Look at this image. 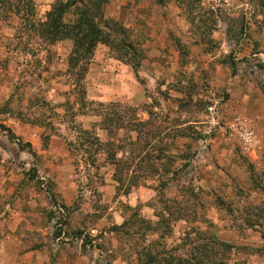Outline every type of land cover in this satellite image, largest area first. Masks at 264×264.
<instances>
[{
	"label": "rangeland",
	"instance_id": "rangeland-1",
	"mask_svg": "<svg viewBox=\"0 0 264 264\" xmlns=\"http://www.w3.org/2000/svg\"><path fill=\"white\" fill-rule=\"evenodd\" d=\"M103 8L135 48L80 78L71 38L0 16V264H264V0Z\"/></svg>",
	"mask_w": 264,
	"mask_h": 264
},
{
	"label": "trees",
	"instance_id": "trees-1",
	"mask_svg": "<svg viewBox=\"0 0 264 264\" xmlns=\"http://www.w3.org/2000/svg\"><path fill=\"white\" fill-rule=\"evenodd\" d=\"M0 1L5 4L4 6L0 5V16L2 15L4 18H8L10 15L15 14L21 20H30L32 28H36L40 33L43 32V34L49 32L50 37L48 38L51 39V42L71 38L74 41V48L69 57V62L75 66L78 78L87 70V65L91 60V57H87L81 53L82 50L92 53L99 42L109 43L115 49L123 50V52L125 50L126 55H128V48H135L132 40L125 34V27L121 22L113 21L112 19L110 21L104 20L103 6L108 0H56L57 3L49 12L50 21L48 24L36 23L33 0ZM78 3H81L82 7H78ZM71 6H76V13L79 17L72 25H66L63 19ZM96 17H100V22L103 21V23L101 24L95 21ZM87 26L90 27L89 31H87ZM107 36L110 37V40L106 39ZM126 55H121L120 57L127 58L135 68L139 67L141 61L138 54L133 52L130 55L131 57H126ZM0 128L6 130L13 137V132L10 127L0 124ZM86 132L84 131V133ZM81 145V148H85V143H81ZM221 244L224 245V242Z\"/></svg>",
	"mask_w": 264,
	"mask_h": 264
},
{
	"label": "built area",
	"instance_id": "built-area-1",
	"mask_svg": "<svg viewBox=\"0 0 264 264\" xmlns=\"http://www.w3.org/2000/svg\"><path fill=\"white\" fill-rule=\"evenodd\" d=\"M233 129L236 131L241 142L244 145L248 147L256 145L257 137L255 131L250 126L239 124L238 122H234Z\"/></svg>",
	"mask_w": 264,
	"mask_h": 264
}]
</instances>
